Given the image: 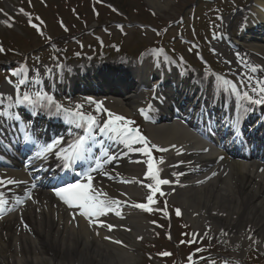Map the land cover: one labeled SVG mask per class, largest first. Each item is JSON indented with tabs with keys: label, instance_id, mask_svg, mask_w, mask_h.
<instances>
[{
	"label": "bare ground",
	"instance_id": "obj_1",
	"mask_svg": "<svg viewBox=\"0 0 264 264\" xmlns=\"http://www.w3.org/2000/svg\"><path fill=\"white\" fill-rule=\"evenodd\" d=\"M230 18H226L224 23L233 28L238 21L230 23ZM233 19L237 20V17ZM241 21L244 24L237 28L238 38L234 40L244 43L252 41L255 44L248 43L247 49L243 48L238 53L235 51L238 50L235 48L236 43L228 39L232 49L222 47L215 52L224 62L231 65L234 71L242 74L240 78H244L247 84H255L257 80L264 81V36H254V40L248 39L250 37H246L245 33L254 28L264 29V0H255ZM142 62L144 61L141 60L138 64ZM129 64L130 72L135 65ZM86 68L92 69L93 75L100 77L98 75L101 67L96 68L88 63L77 67L68 66L65 70L78 71ZM104 68L118 70L114 63H109ZM45 69L40 71L42 76L34 83L44 78L49 68ZM168 69L171 70L172 67ZM250 72L253 74L250 75ZM207 74L208 71L199 75L189 70L184 71L183 76H180V72L177 76L172 74L173 83H181L183 79L186 83L176 92L166 89L163 85L158 92L152 90L151 93L157 95L158 99L163 98L165 102H152L148 107L144 104L146 95L143 92L149 79L145 70L141 72L142 82L137 89L125 94L116 91L113 94L103 92L87 96H95V100L102 102L105 108L122 116L136 113L139 108H148L150 121L146 130L147 138L158 147L168 149L162 152L164 163H157L161 178L170 181L169 184L161 185V190L177 202L180 213L192 227L193 233H197L198 237H218L222 242L228 241L234 247H244L245 242L250 241L264 250V163L261 162L264 158L258 160L253 156L250 137H244L246 145L243 150H246L247 157L232 154L231 158L225 161L220 157L221 152L205 147L198 139L205 134L203 128L206 127V120L223 121L222 126L229 125V128L234 130L233 135L241 139L246 131L240 128V124L258 115V112L264 117V104L238 101L231 87L223 85V77ZM93 79L95 80V77ZM74 81L72 78L55 80L53 85L47 86L48 91L43 93L52 94L55 100L65 107L74 108L76 104H82L84 111L95 114L94 106L82 98L74 100L71 92L66 91V87L72 86ZM232 84L240 91H247V87L243 88L236 82ZM10 93L9 84H2L0 94L4 101L0 104V110L3 111L0 115L1 151L5 139L8 138L6 135L15 129L13 119L20 122L21 117L25 116L16 113L20 103L14 101ZM184 93L191 94L193 99L182 100ZM176 94L179 95L178 98H175ZM43 103L44 109L51 115L55 114L53 107H47L46 102ZM173 113H177V116ZM36 114L38 117L40 113ZM173 116L182 119L185 126L170 123ZM65 118L72 121L67 114ZM100 119L102 121L105 118ZM53 132L51 139L63 140L58 148L69 144L68 135L77 134L71 127L63 128L62 136H59L60 130L54 129ZM64 135L66 138H63ZM115 138L117 142L109 141L107 145L104 144L108 153H114L108 162L107 170L93 180L95 188L102 189L109 197L121 201L117 209L121 213L120 216L110 212L100 218L106 224L113 225L111 231L107 227L90 225L78 212L51 198L45 188L51 180L52 172H40L41 166L34 161L24 168L18 167L15 162L10 169H0V179L5 181L4 190L8 191L7 209H12L0 219V264L137 263L138 242L150 232L144 218V212L147 211L133 207L134 199L150 194L144 186L149 182L145 176L147 158L141 151L136 150L142 145L132 149L121 142L119 137ZM261 145L260 149L264 144ZM105 158L107 156H104ZM50 166L55 167L54 164ZM8 179L21 183L8 185ZM112 179L117 181L113 188L107 184V181ZM18 199L24 203L18 204ZM150 207L152 211L157 210L151 205ZM157 252L161 254L162 251Z\"/></svg>",
	"mask_w": 264,
	"mask_h": 264
},
{
	"label": "rangeland",
	"instance_id": "obj_2",
	"mask_svg": "<svg viewBox=\"0 0 264 264\" xmlns=\"http://www.w3.org/2000/svg\"><path fill=\"white\" fill-rule=\"evenodd\" d=\"M68 1L33 0L35 10L30 13L41 17L39 20L33 18L42 30V37L35 29H29L31 25L28 18L19 12L21 8L29 11L28 3H24L28 0H0V21L8 20L14 25L7 27L0 23V46L4 47V51L0 52V87L2 83L11 82V77L5 72L13 67L25 65L26 69L33 71L43 66L72 64V58L79 59V63L97 58L100 60L98 63H102L107 61V55L122 60L139 55L151 47L156 48L158 37H161L159 46H164L171 52L179 64L194 65V69L203 68L205 64L199 59L203 56L209 61L213 71L218 70L235 82L238 81V76L230 69L232 66L213 52V45L219 44L222 36L230 35L223 20L229 15L228 12L236 7L248 6L252 0H72L67 5ZM97 22L103 23L102 26H96ZM129 22H138L142 27ZM241 26L242 21L239 20L237 25L229 28L231 35L236 37L239 31L237 28ZM74 29L78 30L79 35L71 36L77 33L71 32ZM260 31L253 30L251 33ZM45 35L49 40L44 39ZM186 40L194 43L189 44L191 48L185 45ZM99 42H103L101 49L100 46L96 47ZM248 43L238 44L246 49ZM197 46L202 49L201 55L194 50ZM173 49H177V52L174 53ZM8 50L11 52L8 53ZM153 51L150 49L141 56H153ZM156 55L159 58V54ZM106 79L119 80L118 77L109 75ZM241 83L243 84L242 80ZM111 88L113 86L110 84L106 91ZM125 88V84H119L122 93H126ZM145 92L146 95L150 93ZM75 96L78 97L77 94ZM125 117L134 121L133 127L138 128L147 137L146 123H142L135 113ZM174 123L181 125L178 121ZM163 155L160 152L153 153L156 163L161 158L164 159ZM115 183V180H110L108 184L113 188ZM147 195L134 199L133 202L147 203ZM170 196L164 192L163 195L157 193L154 197L156 203L151 205L157 210L144 212L145 223L150 232L138 242L136 264H264V250L250 241H246L244 247H234L228 241L222 242L218 237H198L184 216L176 214L179 206ZM165 214L170 215L169 220ZM179 219L186 225L184 229L190 234L189 240L184 235ZM185 240L192 243L184 245L182 242ZM176 245L180 248L179 251L175 250L178 249ZM159 249L171 255H158ZM189 256L192 257L191 262ZM203 257L208 259L197 261Z\"/></svg>",
	"mask_w": 264,
	"mask_h": 264
},
{
	"label": "snow or ice",
	"instance_id": "obj_3",
	"mask_svg": "<svg viewBox=\"0 0 264 264\" xmlns=\"http://www.w3.org/2000/svg\"><path fill=\"white\" fill-rule=\"evenodd\" d=\"M20 14L25 15L28 18V23L37 31H39V24L34 22V18L30 13L25 12L23 8L19 9ZM36 17L35 20H39ZM4 23L7 27H13V23H9L8 20L0 21ZM43 34V33H41ZM4 49L0 46V52ZM251 80V77H249ZM21 84L24 83L23 80L20 81ZM223 85L230 86L233 93L237 96L238 101L247 100L253 104H264V81L257 80L255 84H247L245 87L249 88L253 95L249 94V91H240L237 89L235 84H232L228 80L222 81ZM46 102L47 107H54L57 112H63L72 118L75 126L81 128L83 133L78 136L73 144L69 145L68 149L58 148L59 145L63 143L62 138L53 140L51 143L46 144L39 153L38 156H43L46 153H53L58 157L66 161L64 164L65 168H71L77 161L86 158V153L89 151L88 144L92 139L94 131H98L101 134H113L119 137L122 142L131 147L132 145H142L141 148L136 149L141 151L146 157L147 171L145 173L146 179L149 181L144 186L149 190L150 194L147 195V203H137L133 207L143 209L145 211H152L150 205L156 203L154 199L155 195L159 193L163 195L161 191V185L169 184L170 181L167 179H162L160 176V169L157 167L156 159L153 156V150L156 149L160 152L168 151V149L160 148L158 145L151 143L146 136H144L138 128L133 127L134 121L127 119L126 117L116 114L107 108L103 107L102 102L90 101V103L95 105V114L90 111H84V105L76 104L74 108L65 107L63 104L58 103L54 97L48 95L47 93L37 91L34 96L25 92L22 94V98L19 103H28L29 105H42ZM143 114V109H141ZM106 114V119L101 121L100 117ZM25 139H28L26 136ZM175 147V145H173ZM61 153L63 156L61 157ZM107 156V153H104ZM111 158V157H109ZM160 164L164 163L161 158L159 160ZM100 167L97 163L96 168L92 171H96ZM215 175V173H213ZM86 182L77 181L75 183H66L64 187L57 190L56 194L60 197L65 205L69 209H73L78 214L87 219L90 225H98L100 227H107L109 231L113 229L112 224H106L101 217L107 216L110 212H115L117 216L121 213L117 210L121 201L109 197L108 193L102 189H97L93 186V177L90 174H85ZM20 181L8 179L6 184H19ZM142 183V182H141ZM0 185H5V181L0 179ZM34 187V185H33ZM31 198L30 193L28 194ZM18 204H23L24 201L18 199L16 201ZM8 204V200L4 198V193L0 192V213L6 211H11L12 209H7L5 206ZM176 214L179 216L180 210H176ZM108 238V237H106ZM116 243H121V241H116ZM183 243V242H182ZM199 251V250H198ZM164 256H169L171 253L164 252ZM189 261H192V257L189 256Z\"/></svg>",
	"mask_w": 264,
	"mask_h": 264
}]
</instances>
